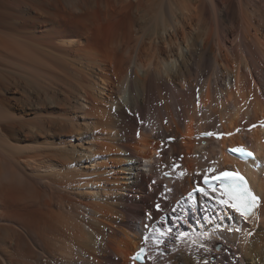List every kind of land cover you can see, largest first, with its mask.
<instances>
[{"label":"bare ground","instance_id":"6f19581e","mask_svg":"<svg viewBox=\"0 0 264 264\" xmlns=\"http://www.w3.org/2000/svg\"><path fill=\"white\" fill-rule=\"evenodd\" d=\"M262 121L264 0H0V264H264Z\"/></svg>","mask_w":264,"mask_h":264},{"label":"snow or ice","instance_id":"6c2138e0","mask_svg":"<svg viewBox=\"0 0 264 264\" xmlns=\"http://www.w3.org/2000/svg\"><path fill=\"white\" fill-rule=\"evenodd\" d=\"M261 123L264 124V121H262ZM253 127H255V125H253ZM237 131H240V130L237 129ZM206 135L211 136V135H213V133H206ZM232 151L239 152L242 156L243 155H247V156L253 155V153H251V152H245V150L243 148L232 149ZM218 178L221 180H231V181H233L234 184L236 181H239V182L244 181V178L242 176H240L238 173H234V172H222ZM206 182H207V180H206ZM250 201H251V204L254 206L256 203V197H254V196L250 197ZM221 202L227 203V201H221ZM245 211L246 212L250 211V209L246 208Z\"/></svg>","mask_w":264,"mask_h":264},{"label":"rangeland","instance_id":"374dc122","mask_svg":"<svg viewBox=\"0 0 264 264\" xmlns=\"http://www.w3.org/2000/svg\"><path fill=\"white\" fill-rule=\"evenodd\" d=\"M15 11H16V10H15ZM108 136H110V135H108ZM168 142L171 143L170 141H168ZM171 144H172V143H171ZM174 236H175V235H174ZM175 238H176V236H175ZM153 243H154V242H152V245H153ZM153 246H154V245H153ZM217 249H218V248H217Z\"/></svg>","mask_w":264,"mask_h":264}]
</instances>
